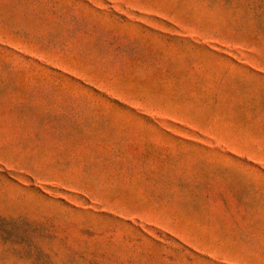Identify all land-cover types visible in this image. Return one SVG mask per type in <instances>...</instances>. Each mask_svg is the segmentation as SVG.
Wrapping results in <instances>:
<instances>
[{
    "label": "rangeland",
    "instance_id": "obj_1",
    "mask_svg": "<svg viewBox=\"0 0 264 264\" xmlns=\"http://www.w3.org/2000/svg\"><path fill=\"white\" fill-rule=\"evenodd\" d=\"M0 264H264V0H0Z\"/></svg>",
    "mask_w": 264,
    "mask_h": 264
}]
</instances>
